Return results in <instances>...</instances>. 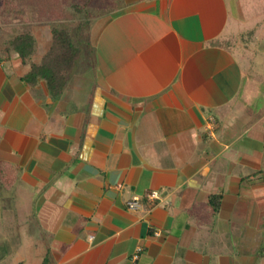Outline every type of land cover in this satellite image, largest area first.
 <instances>
[{"label":"crops","instance_id":"crops-1","mask_svg":"<svg viewBox=\"0 0 264 264\" xmlns=\"http://www.w3.org/2000/svg\"><path fill=\"white\" fill-rule=\"evenodd\" d=\"M239 1L114 0L83 39L93 84H36L48 125L0 77V161L30 199L14 202L11 263L264 264V28Z\"/></svg>","mask_w":264,"mask_h":264},{"label":"rangeland","instance_id":"rangeland-1","mask_svg":"<svg viewBox=\"0 0 264 264\" xmlns=\"http://www.w3.org/2000/svg\"><path fill=\"white\" fill-rule=\"evenodd\" d=\"M230 4L233 7V3H230ZM237 4H238V7L240 6L239 12H240V15H242V18H243L242 20L245 23L250 22L252 20H259V22L261 24L260 29L264 28V9L259 14V7L262 6L261 9L264 8V6H263L264 0H241V1L237 2ZM59 23H62V21H57V20L52 21L51 19L44 17V18H42V20L40 22H38L36 24L35 28L33 27V26H35V21H34V24L32 23L31 27L29 26L30 28L33 27V32H34L35 41H36L35 42V50L31 56L30 62H32L34 64H38V63L42 62V58H43L44 53H46L47 51L49 52V48L51 46L52 36H51L50 29L52 26H55L56 24H59ZM24 27L29 28L28 25L25 24V26H23L19 23V21L15 20V19L9 20L8 22H0V47L3 46V42L5 40H7L10 36L14 35L17 31H19L21 28H24ZM256 36L257 35H253V37H252L251 35L245 34V35H239L238 37L240 39L242 38V40L240 41L241 44H244V45L249 44V48H253L251 41L246 42L245 40H246V38L255 39ZM72 38H73V35H71V42H73L72 44L76 47L77 46L80 47V49H76V51H75V49L73 47L70 48L71 46H69V44H65V45L61 46L60 49L56 48L54 46V48H53L54 50L52 49L50 54H51V57H52V55H54L53 57L55 59H57V61L54 62V61H51L52 60L51 58H46L44 61V64H45L44 67L46 70L49 67H51V65H52V68L57 67L58 68V75H59L60 71H61V73L63 72L62 67H61L62 63L58 62L61 59V57L62 58L66 57L67 59L72 60V67L70 68L69 74L67 73L69 76V82H70V84H73L75 86V84H77V82L80 79H82V77H83V83H82L83 86L81 89L86 90V88H88V85L92 83L91 80L93 79V77H94L93 75L95 74L94 69L92 68V65H91L93 63V58H91L92 52H89L87 50V48H88L87 42H86V40H82V38L79 36V34H77V36L75 37L76 40H72ZM56 46L59 47L58 45H56ZM71 50H74V51H71ZM254 50H256L260 53H263L264 52V41L263 40H257L255 42ZM66 52L75 53V55L72 59H70L68 55H65ZM86 54H88V56H86ZM0 57L2 58V61H0V77L4 76V74H5V76L8 77L12 81L14 86H19V83H21L22 85L25 86V89L28 93H30L31 90H33L34 94H36V96L40 97L39 103H34V102L32 103L34 113H35V115H37L40 118L42 123H44L45 125H48L49 120H47V116L45 115L44 112H45V109L47 107H49L48 106L49 104L48 105L46 104V101H45L46 97H45L43 88H41V87L36 88V84L39 83L40 81L44 82V80L42 78L38 77L36 83H34V84H30V83L25 82L24 80H21V76L29 70V66H30L29 61L26 64H22L21 62H19L20 59L14 53H10L8 55L9 58L7 59L6 54L0 52ZM261 59L264 60V58H261ZM85 64H86L85 69H82V67L84 68ZM56 73H57V71H56ZM89 80L91 83L89 82ZM59 87L60 86L57 87L58 91H59ZM57 89L54 91V94H51L50 91H49V93L51 95H53V97H57V95L59 96V94L61 93V92L60 93L58 92L59 94L56 93ZM62 89H63V86H62ZM73 92L74 91L66 92L63 96H61L62 102L59 101L58 107H60L61 109H66L67 106L70 104L69 102L72 98ZM22 95L19 96V93H18L19 98H21ZM86 95H88V94H86ZM0 97H1V95H0ZM26 98H28V97H26ZM21 99H22V101H24L27 104L25 98H21ZM1 100H2V102H1ZM14 101H16V99ZM0 102H1L2 107H4V106L7 107L6 109L10 108L11 106L14 107V105H13L14 103L10 104V106H9V103L5 104V101L3 100L2 97L0 98ZM9 112H11V109ZM2 115H4V113L2 114V111H1L0 117ZM10 115H12V114H10ZM3 119H4L3 117L0 119V136L2 133V129L4 128ZM6 129H8V128H6ZM5 130H3V131H5ZM5 134L7 136L10 135L9 129H8V133L6 132ZM14 197H15V199H13ZM14 202H16V203L23 202L22 206H24V204L27 206L30 202V199L25 200L23 195H22V197H20V195H16L15 189L13 188V185L11 188L2 189V191L0 192V213H1L3 206H7L8 210L6 211V213H8V214H6V216H8V217L7 218L5 216L3 217V215L0 216V217H2V219L7 220L6 224H5V229H4L6 235L2 234L3 232L2 233L0 232V258L3 257L4 261L6 260L5 263H7V264H13V262L11 263L9 260L14 256H18V255H16L17 242L12 240V235L14 233L16 234L17 232H20V230L19 231L17 230L19 228L16 226V224L14 222L15 218L14 217L11 218L13 216L12 213L16 210L15 209L16 206H14ZM260 221H261V224H264V218L261 219ZM24 228H25L24 231L26 232V226H24ZM262 233H263V238H264V231L263 230H262ZM254 234H255V232H254ZM248 235H251V234H248ZM11 260L14 261L15 259H11Z\"/></svg>","mask_w":264,"mask_h":264},{"label":"trees","instance_id":"trees-1","mask_svg":"<svg viewBox=\"0 0 264 264\" xmlns=\"http://www.w3.org/2000/svg\"><path fill=\"white\" fill-rule=\"evenodd\" d=\"M113 6L114 0H0V22H8L15 19L21 25L25 26L26 24L28 27H31L35 21V26H33L35 28L36 24L44 17L52 21H62V23L56 24L50 29L52 36L51 46L49 52L44 53L41 63L34 64L30 62L36 42L33 27L21 28L14 35L10 36L3 42L0 52L6 54L7 59L10 53H14L22 64H26L29 61V70L21 76V80L34 84L39 77L45 81L51 94H54L58 86H60L59 91L57 89L56 93H60L65 76L72 67V60L61 57L58 62L62 63L63 72L61 73L60 71L58 75V68L55 66V68H52L51 65L47 70L45 69V59L51 58V61H57L53 57L54 55L51 57L50 54L54 46L60 49L61 46L69 44L70 48L73 47L75 51L76 49H80V47L72 44L71 35H73L72 40H76L77 34H79L82 40L86 38L89 35L93 22L99 16L112 10ZM65 55H68L72 59L75 53L66 52ZM0 61H2L1 57ZM13 169L12 165L0 161V190L12 187ZM42 264H45V258Z\"/></svg>","mask_w":264,"mask_h":264},{"label":"built area","instance_id":"built-area-1","mask_svg":"<svg viewBox=\"0 0 264 264\" xmlns=\"http://www.w3.org/2000/svg\"><path fill=\"white\" fill-rule=\"evenodd\" d=\"M148 199H154L157 197V192L156 191H150L149 193L146 194ZM140 198L135 196L132 199H130L129 201H127V206L130 209H137L140 207ZM138 251L140 250V248L137 249ZM134 257H137V255H135Z\"/></svg>","mask_w":264,"mask_h":264}]
</instances>
